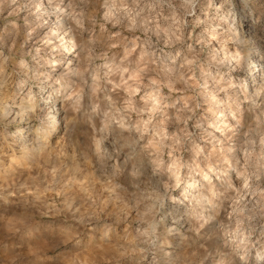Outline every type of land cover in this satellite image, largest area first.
<instances>
[{
  "label": "clouds",
  "instance_id": "clouds-1",
  "mask_svg": "<svg viewBox=\"0 0 264 264\" xmlns=\"http://www.w3.org/2000/svg\"><path fill=\"white\" fill-rule=\"evenodd\" d=\"M0 264H264V0H0Z\"/></svg>",
  "mask_w": 264,
  "mask_h": 264
}]
</instances>
